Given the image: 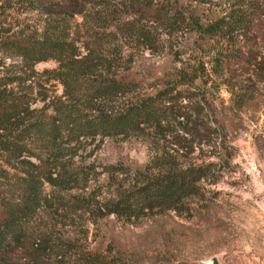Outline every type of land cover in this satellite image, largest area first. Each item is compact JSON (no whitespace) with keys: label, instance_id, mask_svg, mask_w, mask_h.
<instances>
[{"label":"trees","instance_id":"obj_1","mask_svg":"<svg viewBox=\"0 0 264 264\" xmlns=\"http://www.w3.org/2000/svg\"><path fill=\"white\" fill-rule=\"evenodd\" d=\"M217 4L226 8L224 14L203 22L180 0H0V264H124L78 257L75 243L63 238L57 224L42 223L44 213L53 204L75 209L77 202L64 192L90 178V170L74 163L83 141L128 138L148 128L200 134L203 142L209 136L200 126L210 130V124H203L196 106L182 104L181 92L165 88L137 96L139 83L119 73L128 71L120 63L123 42L152 50L165 29L195 34L223 44V52L209 61L215 76L232 83L242 71L264 90V53L258 51L264 42V0ZM14 12L46 16L45 27L40 33L16 29L8 21ZM76 17L91 32L85 39L72 36ZM49 61L57 67L35 71ZM53 83L62 87L61 94ZM244 91L237 93L241 102L254 96L248 86ZM153 165L135 171L107 167L128 182L102 203L100 216L130 224L166 212L190 217L191 201L204 197L205 183L215 176L213 165L181 167L160 159Z\"/></svg>","mask_w":264,"mask_h":264},{"label":"rangeland","instance_id":"obj_2","mask_svg":"<svg viewBox=\"0 0 264 264\" xmlns=\"http://www.w3.org/2000/svg\"><path fill=\"white\" fill-rule=\"evenodd\" d=\"M180 2L188 11L196 9L203 22L217 19L226 9L217 0L205 5ZM45 20L39 13L14 12L8 21L16 29L40 33ZM71 24L74 37L85 39L91 33L80 17ZM168 31H163L161 43L152 50L123 42L120 63L128 71L120 68L119 73L139 83V97L165 88L181 92L182 104L196 106L203 124H210V130L200 126V132L209 136L203 142L200 134L148 128L128 138L83 141L74 163L90 170V178L85 185L64 192L77 202L76 207L52 203L42 223L57 224L63 238L75 243L78 257L99 256L124 264H201L211 258L219 264H264V90L242 71L232 83L212 73L209 61L223 52V44ZM258 51L264 53V42ZM56 67L49 61L37 64L35 71L42 74ZM53 84L61 94L62 87ZM245 86L254 96L241 102L237 93ZM157 159L181 167L213 165L215 176L205 183L204 197L191 201V216L166 212L138 224L101 217L102 203L112 198L117 186L128 182V177L112 176L106 168L144 170ZM52 191L46 189L50 199L56 194Z\"/></svg>","mask_w":264,"mask_h":264},{"label":"water","instance_id":"obj_3","mask_svg":"<svg viewBox=\"0 0 264 264\" xmlns=\"http://www.w3.org/2000/svg\"><path fill=\"white\" fill-rule=\"evenodd\" d=\"M201 264H219L218 260L216 258H211L208 260H201Z\"/></svg>","mask_w":264,"mask_h":264}]
</instances>
